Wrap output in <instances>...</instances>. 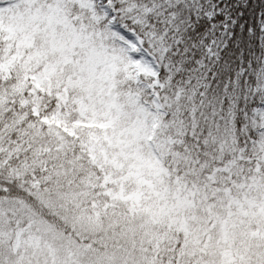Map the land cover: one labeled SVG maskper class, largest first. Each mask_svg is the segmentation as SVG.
Segmentation results:
<instances>
[{
	"label": "snow or ice",
	"instance_id": "6c2138e0",
	"mask_svg": "<svg viewBox=\"0 0 264 264\" xmlns=\"http://www.w3.org/2000/svg\"><path fill=\"white\" fill-rule=\"evenodd\" d=\"M0 264H264V0H0Z\"/></svg>",
	"mask_w": 264,
	"mask_h": 264
}]
</instances>
